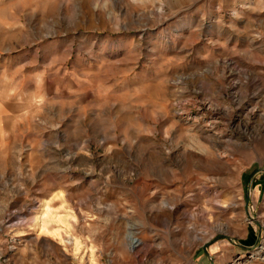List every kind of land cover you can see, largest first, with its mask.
<instances>
[{
	"label": "rangeland",
	"instance_id": "obj_1",
	"mask_svg": "<svg viewBox=\"0 0 264 264\" xmlns=\"http://www.w3.org/2000/svg\"><path fill=\"white\" fill-rule=\"evenodd\" d=\"M0 264H264V0H0Z\"/></svg>",
	"mask_w": 264,
	"mask_h": 264
},
{
	"label": "bare ground",
	"instance_id": "obj_2",
	"mask_svg": "<svg viewBox=\"0 0 264 264\" xmlns=\"http://www.w3.org/2000/svg\"><path fill=\"white\" fill-rule=\"evenodd\" d=\"M132 241H133V242H135V241H136V239L132 238Z\"/></svg>",
	"mask_w": 264,
	"mask_h": 264
}]
</instances>
